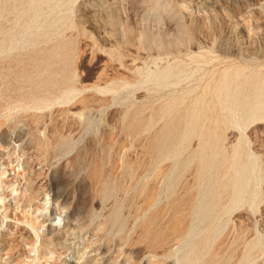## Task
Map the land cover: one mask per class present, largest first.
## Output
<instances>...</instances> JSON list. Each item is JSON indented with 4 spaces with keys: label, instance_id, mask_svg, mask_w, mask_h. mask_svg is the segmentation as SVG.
<instances>
[{
    "label": "rangeland",
    "instance_id": "1",
    "mask_svg": "<svg viewBox=\"0 0 264 264\" xmlns=\"http://www.w3.org/2000/svg\"><path fill=\"white\" fill-rule=\"evenodd\" d=\"M0 264H264V0H0Z\"/></svg>",
    "mask_w": 264,
    "mask_h": 264
},
{
    "label": "bare ground",
    "instance_id": "2",
    "mask_svg": "<svg viewBox=\"0 0 264 264\" xmlns=\"http://www.w3.org/2000/svg\"><path fill=\"white\" fill-rule=\"evenodd\" d=\"M249 84H251L252 86H253V83L252 82H249ZM251 86V87H252ZM251 109V108H250ZM183 119H184V116L183 115H179L178 117H177V120H176V123H177V125H179L182 121H183Z\"/></svg>",
    "mask_w": 264,
    "mask_h": 264
}]
</instances>
